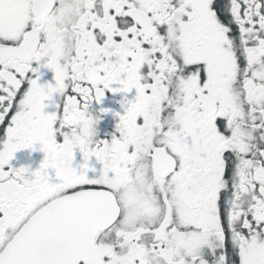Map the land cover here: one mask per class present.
<instances>
[{
	"label": "snow or ice",
	"instance_id": "1",
	"mask_svg": "<svg viewBox=\"0 0 264 264\" xmlns=\"http://www.w3.org/2000/svg\"><path fill=\"white\" fill-rule=\"evenodd\" d=\"M0 264H264V0H0Z\"/></svg>",
	"mask_w": 264,
	"mask_h": 264
},
{
	"label": "flooded vegetation",
	"instance_id": "2",
	"mask_svg": "<svg viewBox=\"0 0 264 264\" xmlns=\"http://www.w3.org/2000/svg\"><path fill=\"white\" fill-rule=\"evenodd\" d=\"M43 153L40 151L33 152L32 150H21L16 153V158L12 161V164L16 167L30 166L35 169L39 166L43 159Z\"/></svg>",
	"mask_w": 264,
	"mask_h": 264
},
{
	"label": "water",
	"instance_id": "3",
	"mask_svg": "<svg viewBox=\"0 0 264 264\" xmlns=\"http://www.w3.org/2000/svg\"><path fill=\"white\" fill-rule=\"evenodd\" d=\"M63 246H64V243L62 240H55V241L49 240V241L43 242V247L49 248L55 251L62 250Z\"/></svg>",
	"mask_w": 264,
	"mask_h": 264
}]
</instances>
